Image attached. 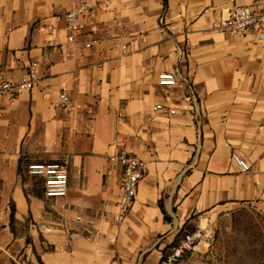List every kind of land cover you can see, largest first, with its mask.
<instances>
[{
    "label": "crops",
    "instance_id": "0c3cea01",
    "mask_svg": "<svg viewBox=\"0 0 264 264\" xmlns=\"http://www.w3.org/2000/svg\"><path fill=\"white\" fill-rule=\"evenodd\" d=\"M79 1L0 0V87L29 79L32 66L37 77L13 99L0 93V264L31 251L41 264H158L203 217L264 210V41L215 27L227 0H111L98 8L101 35L129 53L104 41L100 54L72 59L64 14ZM165 71L175 87L158 85ZM64 86L85 107L76 117L58 108ZM159 103L175 114L155 111ZM21 145L31 154L50 145L46 161L67 163L65 198L26 193ZM118 150L148 165L123 220L119 170L109 167Z\"/></svg>",
    "mask_w": 264,
    "mask_h": 264
},
{
    "label": "built area",
    "instance_id": "2783aa9c",
    "mask_svg": "<svg viewBox=\"0 0 264 264\" xmlns=\"http://www.w3.org/2000/svg\"><path fill=\"white\" fill-rule=\"evenodd\" d=\"M111 0H80L74 7L64 14L66 23V43L69 46V56L72 59H86L100 54L101 44L104 41L111 43V50H119L122 55L129 53V46L120 41L118 37L105 36L98 25V10L108 8ZM255 5H239L235 0H227L230 5L227 15L222 16L215 27L225 34L236 38H243L250 34H256L258 40L264 41V0H257ZM99 8V9H98ZM36 74L33 66L30 68L29 79L22 82L3 81L0 93L13 99L21 93L31 91L34 88ZM178 83L174 72H162L158 75V85L162 88H172ZM58 108L68 117L73 118L81 114L85 107L74 99L67 87H62L58 94ZM155 111L168 115L175 114V109L159 103L154 107ZM233 163L244 173L250 171V164L238 154L232 153ZM112 169L119 170L122 194L118 202L119 220L125 219L132 209L137 198L140 183L148 174L147 162L132 152L118 150L109 157ZM26 173L30 177L40 179L44 195L48 199L65 198L68 193L69 170L66 162L38 161L27 165ZM78 222H84L78 217ZM93 226L92 221L86 222ZM204 230L200 225L192 230H184L178 241L167 248L158 264H179L183 257L194 250L204 238ZM115 258L109 264H121ZM13 264H38L36 261L24 263L14 260Z\"/></svg>",
    "mask_w": 264,
    "mask_h": 264
},
{
    "label": "rangeland",
    "instance_id": "374dc122",
    "mask_svg": "<svg viewBox=\"0 0 264 264\" xmlns=\"http://www.w3.org/2000/svg\"><path fill=\"white\" fill-rule=\"evenodd\" d=\"M50 145L39 154H31L21 145L17 155V173L26 184V193L32 197H44L42 181L26 173L27 165L46 161ZM46 150L49 152L47 153ZM10 209L13 210L12 205ZM202 219H206L202 222ZM200 220L204 238L194 250L187 253L179 264H264V210L251 204H239L235 209ZM197 227V226H195ZM195 227L187 226L186 230ZM43 240V239H41ZM31 243V239H27ZM24 263L36 261L31 251L20 259ZM14 261H12V264ZM41 264V263H38Z\"/></svg>",
    "mask_w": 264,
    "mask_h": 264
},
{
    "label": "bare ground",
    "instance_id": "6f19581e",
    "mask_svg": "<svg viewBox=\"0 0 264 264\" xmlns=\"http://www.w3.org/2000/svg\"><path fill=\"white\" fill-rule=\"evenodd\" d=\"M200 227H201V229H203V230H204V228H203V226H202V223H201Z\"/></svg>",
    "mask_w": 264,
    "mask_h": 264
}]
</instances>
